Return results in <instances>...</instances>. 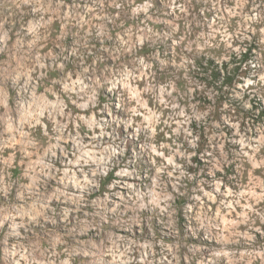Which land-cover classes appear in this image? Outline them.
Wrapping results in <instances>:
<instances>
[{
  "label": "rangeland",
  "instance_id": "obj_1",
  "mask_svg": "<svg viewBox=\"0 0 264 264\" xmlns=\"http://www.w3.org/2000/svg\"><path fill=\"white\" fill-rule=\"evenodd\" d=\"M0 264H264V0H0Z\"/></svg>",
  "mask_w": 264,
  "mask_h": 264
}]
</instances>
